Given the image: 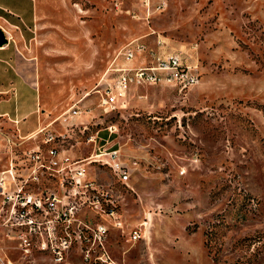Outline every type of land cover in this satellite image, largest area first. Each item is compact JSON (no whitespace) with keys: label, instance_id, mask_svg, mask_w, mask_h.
I'll return each instance as SVG.
<instances>
[{"label":"rangeland","instance_id":"374dc122","mask_svg":"<svg viewBox=\"0 0 264 264\" xmlns=\"http://www.w3.org/2000/svg\"><path fill=\"white\" fill-rule=\"evenodd\" d=\"M0 30L4 264H264V0H0ZM131 42L143 52L125 62ZM172 52L196 66L195 85L137 87L120 109L98 106L106 69ZM14 55L29 59L27 78ZM47 132L88 186L39 167ZM111 149L125 183L96 160ZM63 237L56 263L47 243Z\"/></svg>","mask_w":264,"mask_h":264},{"label":"built area","instance_id":"2783aa9c","mask_svg":"<svg viewBox=\"0 0 264 264\" xmlns=\"http://www.w3.org/2000/svg\"><path fill=\"white\" fill-rule=\"evenodd\" d=\"M143 45L139 42H131L124 45L121 50L122 59L125 62H130L135 58H139L143 52ZM151 61L143 62L144 64L138 66H123L117 68H109L111 76H106L107 70L102 77V84L99 88H95L94 92L98 95V106L101 107L103 111L120 109L125 105V94L133 88L150 86L157 84H172L173 87L179 91H185L191 86L195 85L198 79V74L196 66L187 63L183 58L176 52L166 53L163 55L149 54ZM75 114L77 111L72 110ZM37 133H41V129L37 130ZM111 133V130H109ZM54 135L51 132H47L43 135L42 143L48 144L45 148V161L43 157L41 158V153L39 152L38 146L33 155L40 168H45L50 176L57 177L60 181V185L66 181L72 188H81L88 186L85 181V170L83 164L77 161L70 160L69 157L58 151L53 142L55 140ZM94 139V138H91ZM103 154V155H102ZM96 154L100 156H106L101 160L105 163L116 176L117 180L125 183L128 179V172L124 166H122L117 161V150L111 149L105 153ZM19 205L26 206L30 203L29 199H19ZM40 201L32 202L31 204L39 206ZM14 205V204H13ZM19 216H23L22 213ZM32 220H27L25 223L27 225L32 224ZM97 233H104L105 228L103 226H98L95 228ZM141 237L140 229H132L129 233L128 239L135 241ZM99 236L97 235V239ZM21 240L26 243L27 240L21 236ZM49 249L53 254V259L56 263H59L67 248V240L63 237L60 239L59 243L50 240L47 243ZM45 248V243L41 244V248ZM88 254H86L85 259H87ZM105 264H112L103 260ZM0 264H4L0 259Z\"/></svg>","mask_w":264,"mask_h":264},{"label":"crops","instance_id":"0c3cea01","mask_svg":"<svg viewBox=\"0 0 264 264\" xmlns=\"http://www.w3.org/2000/svg\"><path fill=\"white\" fill-rule=\"evenodd\" d=\"M0 49H3V46L0 47ZM13 63H14V68H13L14 74H16L17 76H22L23 78H27L29 76V74L26 71L29 68V59L24 58V60H22L18 56L14 55V57H13ZM1 70H2L1 74L3 76V73H5V68L2 67ZM0 81H4V80H0ZM5 82H10V80H9L8 77H7V80ZM0 85H2V82H0ZM1 89H0V92L8 93L7 92L8 91V88H5V89L4 88H1Z\"/></svg>","mask_w":264,"mask_h":264},{"label":"water","instance_id":"95a60500","mask_svg":"<svg viewBox=\"0 0 264 264\" xmlns=\"http://www.w3.org/2000/svg\"><path fill=\"white\" fill-rule=\"evenodd\" d=\"M6 43V37L4 36V33L0 30V46L4 45Z\"/></svg>","mask_w":264,"mask_h":264}]
</instances>
